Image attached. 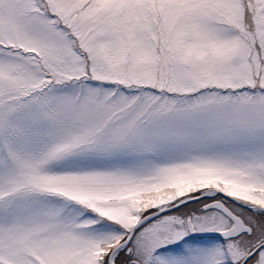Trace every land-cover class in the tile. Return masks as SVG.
I'll use <instances>...</instances> for the list:
<instances>
[{"label":"snow or ice","instance_id":"1","mask_svg":"<svg viewBox=\"0 0 264 264\" xmlns=\"http://www.w3.org/2000/svg\"><path fill=\"white\" fill-rule=\"evenodd\" d=\"M0 264H264V0H0Z\"/></svg>","mask_w":264,"mask_h":264}]
</instances>
